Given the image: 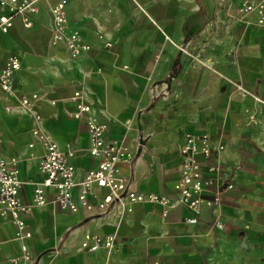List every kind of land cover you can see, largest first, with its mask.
Returning <instances> with one entry per match:
<instances>
[{
  "label": "crops",
  "instance_id": "crops-1",
  "mask_svg": "<svg viewBox=\"0 0 264 264\" xmlns=\"http://www.w3.org/2000/svg\"><path fill=\"white\" fill-rule=\"evenodd\" d=\"M57 1H38L32 27L15 19L0 32V65L9 54L20 60L15 94L0 89V155L17 159L21 200L30 203L42 178L44 148L32 129L73 150L76 180L95 162L83 119L69 114L75 90L107 124V137L129 148L119 168L131 189L173 195L190 131L224 145L207 164L225 167L232 184L206 187V199L220 189V201H203L194 223L185 206L162 215L148 200L107 203L98 186L75 211L32 205L22 216L34 264H264V24L256 11H240L242 0H65L68 29L89 44L71 57L51 37ZM85 232L110 233L115 243L87 251L79 245ZM19 244L10 217H0V264Z\"/></svg>",
  "mask_w": 264,
  "mask_h": 264
},
{
  "label": "built area",
  "instance_id": "built-area-1",
  "mask_svg": "<svg viewBox=\"0 0 264 264\" xmlns=\"http://www.w3.org/2000/svg\"><path fill=\"white\" fill-rule=\"evenodd\" d=\"M38 1L0 0V32H6L15 19H18L23 27H32L34 15L39 9ZM238 9L255 10L258 15L257 23L264 24V0H242ZM50 12L53 21L51 36L53 41L63 42L71 57H76L82 51L89 49V44L83 41L77 29H68L65 0L57 1L50 8ZM19 66L20 60L16 54L6 56L0 65V89L7 95L15 94L14 78ZM33 96L36 97V93L33 92L31 97ZM16 98L21 104L30 103L26 94L18 95ZM69 98L74 104V109L69 114L83 119L88 138L87 151L94 157L95 162L83 172L80 179L76 180L75 167L70 160L73 150L60 148L47 132L38 128L32 129V134L40 140L44 148L37 159V168L42 178L33 187L30 203H25L19 196L21 180L18 175L17 159L13 156L6 158L0 155V217H10L15 225V236L20 240L19 253L9 258L10 264H34V256L26 243L31 231L26 228L22 216V213L32 205L51 202L61 209L75 211L80 206L89 204L88 196L94 194V186H98L107 189L102 197L107 203L124 197L130 201L148 200L161 205L162 215L168 208L182 205L190 212L187 221L194 223L199 218L203 201L213 205H217L220 201V189L216 190L211 198L206 199L203 194L206 187L212 182L218 187L231 186V176L225 167H221L218 163L207 164L212 151L215 148L223 150L224 145L218 144L215 147L208 132L190 131L183 134L179 145L181 165L178 179L173 185V195L131 189L129 177L119 168L121 161L130 158L129 148L122 140L107 137V124L97 119L90 103L81 97L79 90L73 91ZM32 144V142L28 143L29 146ZM204 172L210 175L206 176ZM75 186L78 190L74 196ZM49 190L52 193L50 199L47 194ZM128 210H131V207H128ZM215 225L221 226L217 221ZM114 243V236L110 233L85 232L79 245L87 251H95L108 250Z\"/></svg>",
  "mask_w": 264,
  "mask_h": 264
}]
</instances>
